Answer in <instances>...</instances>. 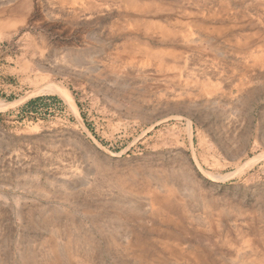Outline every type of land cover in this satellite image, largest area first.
I'll use <instances>...</instances> for the list:
<instances>
[{"label": "rangeland", "instance_id": "obj_1", "mask_svg": "<svg viewBox=\"0 0 264 264\" xmlns=\"http://www.w3.org/2000/svg\"><path fill=\"white\" fill-rule=\"evenodd\" d=\"M0 264H264V0H0Z\"/></svg>", "mask_w": 264, "mask_h": 264}, {"label": "trees", "instance_id": "obj_2", "mask_svg": "<svg viewBox=\"0 0 264 264\" xmlns=\"http://www.w3.org/2000/svg\"><path fill=\"white\" fill-rule=\"evenodd\" d=\"M39 99L42 100V98H38V99L31 100L30 102L27 103L26 106H27V107H29V106H33L34 103H35L37 100H39Z\"/></svg>", "mask_w": 264, "mask_h": 264}]
</instances>
